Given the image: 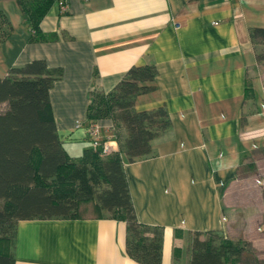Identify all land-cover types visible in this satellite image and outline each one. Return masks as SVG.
Here are the masks:
<instances>
[{"label": "crops", "instance_id": "obj_1", "mask_svg": "<svg viewBox=\"0 0 264 264\" xmlns=\"http://www.w3.org/2000/svg\"><path fill=\"white\" fill-rule=\"evenodd\" d=\"M60 4L41 24L58 41L29 43L17 0H0L14 29L0 38V76L36 60L61 69L52 111L64 148L79 157L91 148L90 94L155 65L158 91L136 109L165 107L171 126L124 170L138 220L164 228L162 264H189L195 232L264 255V61L250 38L264 28V0H68L65 13ZM99 125L118 151L113 123ZM126 241V223L109 218L25 220L14 255L16 264H139Z\"/></svg>", "mask_w": 264, "mask_h": 264}, {"label": "trees", "instance_id": "obj_2", "mask_svg": "<svg viewBox=\"0 0 264 264\" xmlns=\"http://www.w3.org/2000/svg\"><path fill=\"white\" fill-rule=\"evenodd\" d=\"M67 1L17 0L30 30L29 43L58 41L57 34L44 33L41 24L55 3ZM13 31L0 13L1 40L7 41ZM250 38L255 46H263L257 58L264 61V28H251ZM61 75V69L36 60L0 76V264H16L20 221L104 218L126 223L131 259L162 264L164 228L138 220L124 170L125 162L147 159L153 141L171 126L165 107L136 109L141 98L158 91L156 66H134L111 92L90 94L87 129L103 121L113 123L119 150L109 155L95 150L89 137L91 148L79 157L64 148L50 101V90ZM247 91L245 98L249 87ZM191 249L189 264H264L263 254L250 243L217 232H195Z\"/></svg>", "mask_w": 264, "mask_h": 264}, {"label": "built area", "instance_id": "obj_3", "mask_svg": "<svg viewBox=\"0 0 264 264\" xmlns=\"http://www.w3.org/2000/svg\"><path fill=\"white\" fill-rule=\"evenodd\" d=\"M68 5L67 4H61V11L63 13L67 12ZM87 135L89 139L91 140L93 148L100 149L102 154L109 155L113 152L112 147L110 146L109 140H105L103 138L102 128L99 124H91L89 125L87 129Z\"/></svg>", "mask_w": 264, "mask_h": 264}, {"label": "rangeland", "instance_id": "obj_4", "mask_svg": "<svg viewBox=\"0 0 264 264\" xmlns=\"http://www.w3.org/2000/svg\"><path fill=\"white\" fill-rule=\"evenodd\" d=\"M77 155H80V154H78L77 153ZM73 156H75V154L73 155ZM190 250H191V246H190ZM261 257H263L264 258V255H261ZM246 258V257H245ZM242 261H245V259L243 258V260ZM246 262V261H245Z\"/></svg>", "mask_w": 264, "mask_h": 264}]
</instances>
